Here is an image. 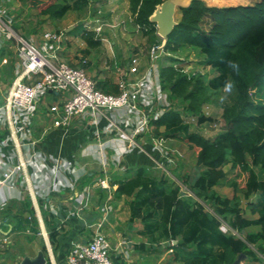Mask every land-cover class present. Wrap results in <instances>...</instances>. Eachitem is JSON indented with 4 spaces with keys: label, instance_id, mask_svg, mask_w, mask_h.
<instances>
[{
    "label": "trees",
    "instance_id": "trees-1",
    "mask_svg": "<svg viewBox=\"0 0 264 264\" xmlns=\"http://www.w3.org/2000/svg\"><path fill=\"white\" fill-rule=\"evenodd\" d=\"M9 1L28 9L27 13L21 9L17 17L26 14L25 19H36L29 29L16 21L11 25L24 39L48 24L65 38H80L87 48L101 45L95 33L85 28L83 17L90 5L97 7L106 0ZM126 1L134 27L145 37L156 38L154 45L164 42V51L171 55L164 57L167 64L158 69V89L165 93L166 104L150 117V136L175 139L187 146L198 171L190 177L181 173L178 164L169 169L171 178L158 169L139 166L126 179L111 181L116 186L113 199L127 198L131 224L142 226L141 234L151 246L167 242L181 264H232L241 254L257 262V254L264 258V0L224 7L190 0L187 7L177 10L176 25L164 40L148 21L164 0ZM69 14L79 18L65 33L61 25ZM187 52L199 60L191 63L184 55ZM87 54L88 50L83 53ZM56 56L66 57L67 53L60 47ZM86 64L80 67L84 69ZM186 67L190 69L183 73ZM199 67L208 68L212 76ZM227 85H231L230 91ZM96 88L103 93L118 92L109 84L107 91L99 85ZM209 106L221 110L224 124L212 138L192 130V125L203 131L216 126L217 119L203 112ZM219 187L229 188L232 197L218 193ZM17 209L10 235L21 234L32 242L39 226L30 201L25 199ZM221 224L231 231L222 233ZM45 226L51 245H56L58 231L52 218L45 219ZM40 251L46 257L44 244ZM5 253L9 254L7 249L0 250Z\"/></svg>",
    "mask_w": 264,
    "mask_h": 264
},
{
    "label": "crops",
    "instance_id": "crops-1",
    "mask_svg": "<svg viewBox=\"0 0 264 264\" xmlns=\"http://www.w3.org/2000/svg\"><path fill=\"white\" fill-rule=\"evenodd\" d=\"M19 8L20 5L13 1L0 0V17L11 26L18 15L15 11L21 10ZM8 9L13 11L10 12ZM88 10L90 16V11L100 12L104 28L107 27L109 32L103 33V28L99 35H95V39H100L101 45H106L112 52L114 43L110 40L119 37L116 28L125 27L128 23L132 24L127 1L106 0L97 7L90 5ZM87 15L88 13L86 17ZM75 24L76 22L71 26L69 24L67 27L63 26L64 32L72 30ZM112 25L116 27L112 28ZM43 28L39 36L41 40L46 31H52ZM122 29V32L125 31L124 28ZM135 33L139 34V32ZM131 43L133 44L127 46L125 40L119 41L121 47L118 49L121 52L119 57L113 56L114 62L107 58L100 63V54L97 57L95 51L92 60L83 55L88 49L80 38L66 37L61 47L67 56L57 58L59 61L70 63L73 67H80L81 58L86 60L87 64L84 68L86 74L96 85L107 91L105 88L107 84L109 87L117 88L118 72L127 70L131 58H138L140 70L146 68L147 54L151 46L144 49V45L137 40ZM43 45L44 42L41 43L40 48ZM73 46L79 50V54L67 52L70 51L69 47ZM0 51H2L1 107L6 92L20 71V63L15 60L14 46L8 45L4 40H0ZM162 63L163 61L155 68L154 75L157 77ZM48 95L51 96L50 94L41 96L28 112L19 113V120L12 130L7 123L5 113L0 110V173L5 172L19 160L30 159L25 176L19 177L13 190L0 187V232L9 237L13 236L10 235L16 226L13 215L26 199L30 201L35 212L39 226L38 235L42 234L45 237L43 244L46 248V257L44 255L46 264L47 262L66 264V256L70 248L74 244L90 241L97 232L103 234L111 245L112 264H181L174 258L167 242L161 241L153 247L141 234L142 226L137 223L131 224L129 200L124 197L113 199L116 186L110 184L116 178L126 179L139 166L156 169L146 154L128 147L119 130L126 136L133 135L141 124L142 113L145 112L147 117L158 114L164 104L159 101L147 109L139 106L138 111L119 109L109 115H98L94 119L90 114L85 113L74 118L69 129L63 131L52 127L48 109L53 105H61L67 100L68 95H52L51 103L47 104L43 98ZM150 138V133L143 131L135 136L134 141L149 150ZM103 164L106 169H102ZM104 176L108 178L110 190H103L97 186L98 180ZM51 218L58 231L56 245H51L45 226V219ZM171 244L175 245L176 242ZM39 251L40 248L37 253ZM34 256L24 255L31 258ZM0 264H4L2 256H0ZM240 264H264V258L257 254V262L245 258Z\"/></svg>",
    "mask_w": 264,
    "mask_h": 264
},
{
    "label": "built area",
    "instance_id": "built-area-1",
    "mask_svg": "<svg viewBox=\"0 0 264 264\" xmlns=\"http://www.w3.org/2000/svg\"><path fill=\"white\" fill-rule=\"evenodd\" d=\"M83 21L85 27L91 29L96 36L104 27L99 11L95 16H90L88 12ZM135 29L136 32H140L138 26ZM0 38L15 43V56L20 62V71L6 92L0 107L6 115L11 130L15 128L19 120V113L31 110L38 99L47 94L68 95L67 100L61 105H53L48 109L52 127L63 131L69 129L74 118L85 113L90 114L94 119L98 115H109L119 109L138 111L139 106L147 109L159 101L166 104L165 96L158 89V77L154 75L156 62L163 57L171 56L164 51V42L149 48L148 62L144 70H140L138 58H131L127 70L118 72V92L109 94L97 89L95 82L82 67H73L58 60L56 52L63 44L64 33L46 31L42 35L45 45L38 48L31 41L17 35L0 17ZM86 62L82 58L79 60L81 65H85ZM188 69L190 67H186L182 72L187 73ZM151 116L147 117L145 112L142 113L141 124L135 129L133 135L126 136L121 130L119 134L123 136L129 148L146 154L153 162L154 168L173 178L167 169L176 167L181 159L177 150L166 147L167 141L163 138L150 136L149 150L134 141L139 133L143 131L150 133L148 121ZM29 163L30 159L19 160L5 172L0 173V187L13 190L19 177L25 176ZM102 169H106L104 164ZM97 186L103 190H110L106 176L98 180ZM219 229L222 233L231 231L225 224H221ZM9 245L10 237L0 232V250L8 248ZM110 250L111 245L108 239L97 232L90 241L74 244L70 248L66 256V264H112Z\"/></svg>",
    "mask_w": 264,
    "mask_h": 264
},
{
    "label": "rangeland",
    "instance_id": "rangeland-1",
    "mask_svg": "<svg viewBox=\"0 0 264 264\" xmlns=\"http://www.w3.org/2000/svg\"><path fill=\"white\" fill-rule=\"evenodd\" d=\"M203 1L208 6L224 7V6H235V5H249V4L256 2L257 0H203ZM19 9H24L26 11V13L28 12V9L23 8L21 6ZM8 10L10 12L13 11V9H8ZM19 11L20 10H17V11H15V13H19ZM90 13H92V11H90ZM25 15H22L20 17L16 16V22L20 23L22 28H24V29L32 28L35 25L36 19L32 16L31 18H29L27 20V18L25 19ZM85 17H86V15H84L83 19H85ZM176 17L177 16H175V18ZM77 18H79V17H77V15L69 14L66 17V19L64 20L65 22H62L63 24L61 26L62 27L63 26L67 27L69 25L71 26V25H73V23L77 22ZM122 28H124L125 31L122 32V30H123ZM43 29L53 30L51 28V26L48 24H46ZM116 29H117L116 31L119 33V37L116 40H114V39L110 40L111 43H114V48L112 49V52H110L108 50L106 45H104V46L101 45L97 49L96 48H87L89 54H87L86 56L88 57L89 60L93 59V56H94L93 53L95 51L97 57H98V54H100V57H99L100 63L104 62V60H106L107 58L110 59L111 62H114L112 57L115 56L116 58H118L119 54H121V52H119L118 49H121L119 41H122V40L126 41L127 46L130 44H133V43H131L132 41L137 40L142 45H144V49H147L148 46H153L154 41L157 40L154 37H145L142 33L136 34L135 33L136 32L135 27L129 23L126 24L125 27L120 26L119 28L117 27ZM41 30L42 29L38 30L36 34H31L27 38L29 41H31L38 48H40L41 43H43V40H41V38H39V36L41 35ZM23 31L24 30L21 29L20 33H23ZM108 32H109V30L107 27L103 29V33H108ZM101 35L104 36L103 34H101ZM107 38H109V37H107ZM12 43H13V46H15V43L14 42H12ZM69 50L70 51H67L68 53H72L74 55L79 54V50L77 48H75L74 46L72 48L69 47ZM184 55L190 60L191 63L197 62L199 60V58L196 57L195 54L192 52L184 53ZM1 57H2V51H0V60H1ZM162 59L163 60H161V61H163V65L167 64L166 60L164 61V57ZM15 60L19 62V60L16 56H15ZM161 61L160 60L157 61L156 66L160 65ZM199 71H201L202 73L209 74L208 68L199 67ZM209 75L212 76L211 74H209ZM50 95L51 96L48 95L47 97L43 98L47 104L51 103V101H52L53 96H52V94H50ZM162 95L165 96V93H162ZM203 112L208 114V115H212L217 119L216 126L215 127L213 126L212 129L205 128V130L203 131L200 128L195 127V125H192V128H193L192 130H197L206 138H212L216 133H218L224 127L223 121L221 119V110H219L216 107L209 106V107H204ZM185 121L187 122L189 120L185 119ZM166 147H168L170 149L174 148L175 150H177L180 153L181 159L178 161L177 165L178 164L181 165V168L179 167L181 173L182 172L187 173L190 177H193L196 175L198 169H196L194 166L193 154L187 148V146L183 145L179 141L177 142V140L174 139L170 142L168 141L166 144ZM169 169H171V167H169L167 169L168 172L170 173ZM244 180H245V177L243 180H240V184L242 186L244 184ZM178 184L182 187V189L185 190V187H183L180 182H178ZM216 190L222 196H226L228 198L232 197V191L229 188L219 187ZM241 205L244 207L246 205V202L244 200H242ZM44 239H45V237L42 234L37 235L36 239L33 240L32 242H28L26 237L21 235V234L16 235V236L15 235L11 236L10 237V245L8 248H6L9 254L6 255V253H5L4 254L5 257L3 254L0 255V256H2L3 263L4 264H18L17 262H19V259L21 258V256H24V255L25 256H34L37 253V251L39 250L40 245L44 243V241H45Z\"/></svg>",
    "mask_w": 264,
    "mask_h": 264
},
{
    "label": "water",
    "instance_id": "water-1",
    "mask_svg": "<svg viewBox=\"0 0 264 264\" xmlns=\"http://www.w3.org/2000/svg\"><path fill=\"white\" fill-rule=\"evenodd\" d=\"M190 0H164L155 7L148 21L155 25L156 35L164 40L170 35L176 25L175 16L178 9L189 5ZM69 29H67L68 31ZM245 259L243 254L239 255L232 264H240ZM19 264H46L44 254L39 251L34 257H24Z\"/></svg>",
    "mask_w": 264,
    "mask_h": 264
},
{
    "label": "clouds",
    "instance_id": "clouds-1",
    "mask_svg": "<svg viewBox=\"0 0 264 264\" xmlns=\"http://www.w3.org/2000/svg\"><path fill=\"white\" fill-rule=\"evenodd\" d=\"M226 90H227V91H230V90H231V85H227V86H226Z\"/></svg>",
    "mask_w": 264,
    "mask_h": 264
}]
</instances>
